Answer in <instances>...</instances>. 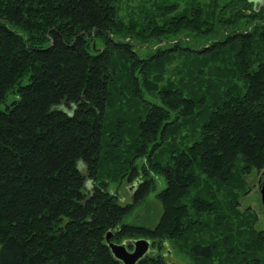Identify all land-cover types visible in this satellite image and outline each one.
Segmentation results:
<instances>
[{
  "label": "trees",
  "instance_id": "1",
  "mask_svg": "<svg viewBox=\"0 0 264 264\" xmlns=\"http://www.w3.org/2000/svg\"><path fill=\"white\" fill-rule=\"evenodd\" d=\"M141 2L0 0V264H120L107 231L155 247L135 264H171L168 243L264 264L237 206L264 167V0ZM155 174L157 222L121 221Z\"/></svg>",
  "mask_w": 264,
  "mask_h": 264
},
{
  "label": "rangeland",
  "instance_id": "2",
  "mask_svg": "<svg viewBox=\"0 0 264 264\" xmlns=\"http://www.w3.org/2000/svg\"><path fill=\"white\" fill-rule=\"evenodd\" d=\"M140 2L141 0H118L117 12L121 19L128 20L130 17H133L134 13L137 11L136 8L140 6ZM156 42L157 41L153 43ZM152 46L153 44H150V47ZM153 177V188L122 216L121 221L148 227H152L157 222L162 209L161 203L155 193L164 186V179L160 174H155ZM243 177L245 180V188L247 189L246 192L238 198L237 206H239L240 209L244 206L251 207L256 214V228H262L264 231V208L260 201L258 190L259 180L264 179V167L260 169L251 168ZM108 181V189L116 192L121 203L130 200L132 190L131 184L134 185L135 182L130 183V180L126 181L124 178H122L120 182H115L113 180ZM149 248L150 250L148 249V251L155 250V247L151 248V245H149ZM161 249L166 260L171 264H189V255L179 251L182 249H176L171 243L162 246Z\"/></svg>",
  "mask_w": 264,
  "mask_h": 264
},
{
  "label": "water",
  "instance_id": "3",
  "mask_svg": "<svg viewBox=\"0 0 264 264\" xmlns=\"http://www.w3.org/2000/svg\"><path fill=\"white\" fill-rule=\"evenodd\" d=\"M258 190L264 208V179L259 180ZM110 232L107 231L105 234V243L112 256L119 260L120 264H135L148 249L149 240L146 238L138 237L117 242L109 239ZM127 245H130V248Z\"/></svg>",
  "mask_w": 264,
  "mask_h": 264
},
{
  "label": "clouds",
  "instance_id": "4",
  "mask_svg": "<svg viewBox=\"0 0 264 264\" xmlns=\"http://www.w3.org/2000/svg\"><path fill=\"white\" fill-rule=\"evenodd\" d=\"M88 187H91V182H88V185H87Z\"/></svg>",
  "mask_w": 264,
  "mask_h": 264
},
{
  "label": "flooded vegetation",
  "instance_id": "5",
  "mask_svg": "<svg viewBox=\"0 0 264 264\" xmlns=\"http://www.w3.org/2000/svg\"><path fill=\"white\" fill-rule=\"evenodd\" d=\"M128 248H130V245H127Z\"/></svg>",
  "mask_w": 264,
  "mask_h": 264
}]
</instances>
